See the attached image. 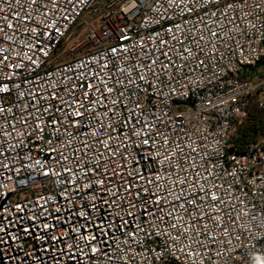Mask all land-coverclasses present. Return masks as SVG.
<instances>
[{"label": "built area", "instance_id": "2783aa9c", "mask_svg": "<svg viewBox=\"0 0 264 264\" xmlns=\"http://www.w3.org/2000/svg\"><path fill=\"white\" fill-rule=\"evenodd\" d=\"M252 106L264 0H0V264H264Z\"/></svg>", "mask_w": 264, "mask_h": 264}, {"label": "rangeland", "instance_id": "374dc122", "mask_svg": "<svg viewBox=\"0 0 264 264\" xmlns=\"http://www.w3.org/2000/svg\"><path fill=\"white\" fill-rule=\"evenodd\" d=\"M85 39L86 30L82 24L71 29L63 42L58 46L55 52V59L53 64L62 63L72 59L73 57L80 56L90 47V44L88 42H85ZM244 125L245 122L243 123L242 127ZM242 127L237 130L238 134ZM236 138L237 137H233L232 141H234Z\"/></svg>", "mask_w": 264, "mask_h": 264}, {"label": "trees", "instance_id": "16d2710c", "mask_svg": "<svg viewBox=\"0 0 264 264\" xmlns=\"http://www.w3.org/2000/svg\"><path fill=\"white\" fill-rule=\"evenodd\" d=\"M258 78L260 73L255 74ZM252 78V76H250ZM264 136V109L252 106L246 117L245 125L240 130L237 138L234 140V144L239 149H243V146L251 141H254L257 137Z\"/></svg>", "mask_w": 264, "mask_h": 264}, {"label": "snow or ice", "instance_id": "6c2138e0", "mask_svg": "<svg viewBox=\"0 0 264 264\" xmlns=\"http://www.w3.org/2000/svg\"><path fill=\"white\" fill-rule=\"evenodd\" d=\"M208 2H211V0H208ZM126 38V37H125Z\"/></svg>", "mask_w": 264, "mask_h": 264}]
</instances>
